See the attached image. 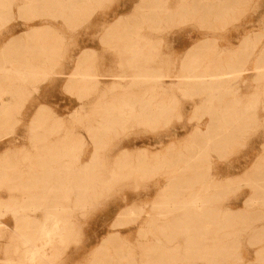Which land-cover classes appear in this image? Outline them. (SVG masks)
<instances>
[{
  "label": "rangeland",
  "instance_id": "obj_1",
  "mask_svg": "<svg viewBox=\"0 0 264 264\" xmlns=\"http://www.w3.org/2000/svg\"><path fill=\"white\" fill-rule=\"evenodd\" d=\"M156 6L173 13L185 8L158 22L151 15ZM65 7L58 0L0 2V52L10 42L18 44L10 54L0 53V110L13 102L7 115L0 114V219L5 224L0 227V264L24 258V230L16 228L14 211L27 206L17 187L21 171L48 166L51 159H56L54 167L70 161L74 173L83 165L89 169L81 179L93 184L85 196L70 173L67 189L51 184L48 210L68 226L48 246L52 261L114 264L124 251L128 264H145L143 243L161 232L146 221L162 199L167 173L189 167L200 152L204 164L207 153L211 162L204 168L222 182L218 201L229 209L231 233L221 253L199 249L180 264H264L263 189H257L259 201H251L255 180L264 185V77L257 78L252 69L264 65V0H82L72 10ZM117 21L116 32L108 34ZM35 28L42 31L38 40L43 45L51 43V52L31 50L33 41L26 34ZM133 43L142 54L132 60ZM16 61L39 74L17 80L5 71ZM205 65L248 71L237 83L213 92L179 82L177 75ZM151 66L174 76L163 78L161 87L119 77ZM77 69L98 73L99 85L74 82ZM219 91L213 108L210 96ZM42 105L50 113L32 129ZM121 151L132 156L143 151L151 160L130 165L117 160ZM26 212L43 218L41 207ZM118 235L129 245H120ZM109 237L113 240L106 243ZM178 240L184 245V237Z\"/></svg>",
  "mask_w": 264,
  "mask_h": 264
},
{
  "label": "bare ground",
  "instance_id": "obj_2",
  "mask_svg": "<svg viewBox=\"0 0 264 264\" xmlns=\"http://www.w3.org/2000/svg\"><path fill=\"white\" fill-rule=\"evenodd\" d=\"M3 1L5 0H0V2ZM46 1L53 2L54 0ZM58 1L59 3H63L66 6L65 8L72 10L82 0ZM181 8L184 9L185 6ZM181 8L179 10H181ZM179 10L173 13L171 8L156 6L151 15L153 19L161 22L173 17L175 14L179 13ZM118 24L119 22L117 21V23L111 25L106 32L108 34L115 33L118 29ZM41 32V30L35 28L27 32L26 38L29 37L30 40L33 41L31 44V50L33 52L38 50L41 54H44L45 52L49 53L51 52V43L43 45L42 42L38 40ZM33 38L34 40H32ZM133 46L135 47L136 45L133 43L129 47V50L132 52V55L129 58L132 60L134 58L137 59L136 57L139 54H142L141 47L133 48ZM16 47H18L17 41L10 42L3 48V52L5 54H10ZM149 51L150 49H148V52ZM30 67L29 70H23L19 67L18 62L16 61L12 63L11 67H6L5 71L12 74L17 80L27 81L29 78L32 79L39 74L36 72L34 66L31 65ZM252 69L257 71V78L264 77V65H254ZM246 71H248V69L244 67L238 68L232 66L231 69L224 70L221 66L215 65L211 68L209 65H205L201 70H187L186 72H183V74L177 75V77L182 85L187 86L191 84L192 86L200 87L202 90L211 89L210 91L213 92L214 89L219 88L228 82L237 83L238 78L244 75ZM172 76L174 75L165 73L162 66L154 68L152 66L148 67L146 71H143L140 74L124 73L119 75L121 80L132 78V82L141 78L142 82L150 84V86L153 87H161L162 79ZM98 77L99 75L96 72L86 73L79 71V69L72 73V78L77 79L76 81L74 80V82L80 85L90 84L98 86L101 80H99ZM220 93H222V91H219L216 94H211V100H209L211 101V107L213 106L212 98L220 100ZM17 94V90L13 91L14 97ZM12 103L13 102L11 101L3 103L0 110L2 116L7 115ZM213 108H215V105ZM48 113H50V111L46 106H40L35 114L32 129H36L40 120ZM199 130L200 129H198V131ZM64 138L59 139L57 141L58 144H61L59 142L63 141ZM207 139L209 140V138ZM222 144L223 143L220 142L216 145L222 146ZM2 159L5 161L4 163H7V156ZM117 160H123L124 162L128 161L127 164L130 165L138 163L137 167H141L142 165L149 163L151 157L143 151L139 152L136 156L129 155L127 151H121ZM21 161L22 160H20V162ZM54 161H56V159H51L48 166H42L40 169H35L34 167L27 171L23 169L24 171H21L22 173L16 176V179H18L17 187H20L23 190V196L25 202H27V206H18L14 209L17 222L16 228H23L24 230V232L20 234L24 258L22 261L18 263L16 262L17 264H57L55 261L51 260L50 255L48 254V246L54 243L57 237H61L65 233V230H67L68 226L63 218L58 215L52 217L53 215H51L48 210L47 198L51 195V184L53 187L59 185V187L63 186L62 188L67 189L70 187V180L67 178L72 174V176H74L73 185L78 187L80 195L83 194L82 196H85V189H90V187L93 186L91 182L92 180L88 178L81 180L84 175H88L89 169L87 166L85 167V165H83L82 168L80 167L81 169L79 171L75 170L77 173H74V171H70V161H61L55 167L51 164ZM210 163L207 153L205 164L208 168L210 167ZM205 164L204 154L200 152L195 154L189 167L175 169L167 173L165 179L166 183L161 191L162 199L156 203L157 206L154 208L153 212L149 214V220L146 221L148 226H158L161 232L160 234H153L152 237H149L148 240L143 243L144 253L146 254L145 264H180L181 260H185L188 257L187 253H198L199 249H204L205 252L208 253L210 251H219L221 253L222 250H224L226 244L225 239L231 233L227 228L232 226L226 218V216L229 215V213L227 214L229 209L220 206L218 198L221 193L222 182L216 178L217 176H215V173L213 175L208 169L204 168ZM261 166L264 168V161ZM261 180L264 181V178H261ZM97 185L98 177L94 174V192L97 189ZM254 188V197L251 198V201L256 203L260 198L257 196V189L260 188L264 191V185H262L259 180H255ZM262 199L264 200V197H262ZM36 206L39 208L41 207L43 213L42 219L36 214L33 215L26 212V210L35 212ZM127 210L129 212L132 209L130 208ZM61 211L62 208L59 207L58 212ZM1 215L2 214H0V216ZM1 226H5V224L0 219V227ZM20 235L18 234V236ZM179 237H184V245L179 243ZM116 239L120 245H129L128 239L126 238L118 235ZM112 240L113 239L109 237L108 239L106 238L105 242L108 243ZM104 245L105 244L98 248V252L105 248ZM182 251L186 252V256L180 255ZM129 253L131 254V252ZM222 256L225 255L222 254ZM112 259L114 260V257ZM116 259L117 262L114 264H128V262H126L127 257L124 251L120 254L119 258Z\"/></svg>",
  "mask_w": 264,
  "mask_h": 264
},
{
  "label": "crops",
  "instance_id": "obj_3",
  "mask_svg": "<svg viewBox=\"0 0 264 264\" xmlns=\"http://www.w3.org/2000/svg\"><path fill=\"white\" fill-rule=\"evenodd\" d=\"M3 48H4V47H3ZM3 48L1 49V52H2V53H4V52H3ZM1 52H0V53H1Z\"/></svg>",
  "mask_w": 264,
  "mask_h": 264
}]
</instances>
